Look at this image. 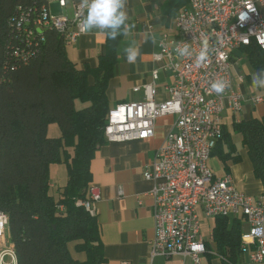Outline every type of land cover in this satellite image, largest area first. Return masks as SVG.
Wrapping results in <instances>:
<instances>
[{
  "label": "trees",
  "instance_id": "obj_1",
  "mask_svg": "<svg viewBox=\"0 0 264 264\" xmlns=\"http://www.w3.org/2000/svg\"><path fill=\"white\" fill-rule=\"evenodd\" d=\"M44 5L49 1L0 0V210L8 216L17 264H104L96 215L78 202L88 199L90 164L107 142V89L118 60L117 39H109L96 68H78L67 56L63 34L35 26ZM22 13L30 20L19 31ZM25 28L34 31L31 43ZM247 48L256 67L264 69V52L256 44ZM52 123L60 137L48 135ZM234 129L264 186V117L241 121ZM224 139L223 126L212 156ZM229 157L221 158L227 162ZM55 163L68 170L67 183L57 193L50 184ZM242 230L240 219L217 217L212 241L205 242L210 259L219 256L223 264H237Z\"/></svg>",
  "mask_w": 264,
  "mask_h": 264
},
{
  "label": "built area",
  "instance_id": "obj_2",
  "mask_svg": "<svg viewBox=\"0 0 264 264\" xmlns=\"http://www.w3.org/2000/svg\"><path fill=\"white\" fill-rule=\"evenodd\" d=\"M53 1V0H48ZM61 7L65 0H56ZM264 0H189L175 19V37L162 33L156 62L173 74L168 87L169 98L156 100L158 70L153 81L143 87L144 99L119 103L110 109L104 129L107 142L146 140L154 136L159 117L176 115L177 121L157 150L155 160L144 170V178L154 183L155 237L150 262L157 257L170 260L179 257L181 264H203L208 252L202 232L200 210L206 218L239 214L249 226L241 237V247L248 250L247 260L238 264H264V196L254 197L239 191L231 176L217 178L210 167L212 152L223 137V112L226 108L240 112L246 101L240 84L234 86L232 55L236 49L256 44L264 52ZM86 9L76 6L73 19L54 16L44 5L35 21L39 29L54 28L63 34L65 43H74L87 30L83 25ZM30 18L22 13L18 24ZM27 43L34 39L33 29H24ZM208 42L215 48L209 59L200 63L198 54ZM188 44L191 57H181L177 45ZM239 83L243 76L239 75ZM228 81L230 87L216 94L211 85ZM139 88H135L137 91ZM254 103L263 96H252ZM100 191L93 185L88 199L79 201L92 215ZM8 227V216L0 210V264L14 249H6L2 240ZM122 264H129L123 262Z\"/></svg>",
  "mask_w": 264,
  "mask_h": 264
},
{
  "label": "crops",
  "instance_id": "obj_3",
  "mask_svg": "<svg viewBox=\"0 0 264 264\" xmlns=\"http://www.w3.org/2000/svg\"><path fill=\"white\" fill-rule=\"evenodd\" d=\"M65 2L66 6L61 7L58 1H50L49 10L54 16L73 19L76 6L82 4V0H65ZM188 4L189 1L184 0H128L129 23L135 25V27L132 29L130 36L124 37L121 35L116 41L118 60L107 89L110 109L116 107L119 103L142 101L144 99L143 87L152 83L155 70H158L156 100L164 102L169 98L168 87L173 82V74L163 68V62L154 60V54L160 50L159 38L162 33L175 37V19ZM260 8L264 13V5ZM152 35L155 36L154 44L150 39ZM146 36L149 37L147 43L145 42ZM108 42L109 38L105 32L99 30L87 31L76 42L66 44L67 56L78 68H96L101 56L106 54ZM129 46L140 48L141 56L135 64L127 62L124 49ZM247 47L236 49L233 52L231 67L234 86L237 87L240 84L246 101L240 112H233L229 108L224 110L223 125L227 130V139L222 141L211 157L212 159L216 156L221 158L222 155H230L227 162H231V165H226V173L221 176L217 175L210 167L217 178H225L230 175L239 191L254 197H260L264 196V186L254 176L248 149L242 144L241 135L234 129L236 123L264 117V102L254 103L251 100L252 96L264 97V92L261 93L262 88L253 84L252 74L260 68L253 63ZM239 75L243 76L242 83H239ZM135 88L139 89L135 91ZM77 107H80L79 102H77ZM227 119H230L231 129L228 127ZM176 121V115L159 117L156 121L153 137L146 140L106 142L95 152L90 164L91 184L100 191V199L95 201L93 206L104 246L106 259L104 264H122L123 262L129 264L182 263L179 257L170 260L157 257L152 263L150 262L152 242L155 237L154 199L151 195L154 183L145 179L143 175L146 167L155 160L157 150L162 146L167 133L173 129ZM54 127V123L48 126V135H52L50 137H60V128L58 130ZM238 144H241L246 152L251 163L253 177L259 182L256 191L255 189L242 191L237 186L234 165L240 163L243 159ZM236 156L240 157L239 162L232 161L233 157ZM62 164L55 163L50 166V184L53 190L57 187H63L67 183L68 177L65 179L63 176L67 166L63 164L66 168L62 170L63 168L60 166ZM212 166L215 168L214 164ZM55 171L62 173V176L60 178L57 175L54 176ZM67 172L68 170H66V174ZM60 181L65 183H58ZM258 192L261 195L254 194ZM200 217L202 226L204 219L213 220L216 224V218H206L201 210ZM228 217L230 222L235 219H240L243 222L242 234L248 230L249 226L243 216L232 214ZM204 240L210 243V239L207 240L204 237ZM2 243L6 249H13L8 230ZM248 253V250L242 249L238 263L247 260ZM209 255L210 253L207 252L203 256V264H223L219 256L210 259ZM5 263L17 264L16 255L14 257L12 254L6 255ZM186 264H191L190 260H187Z\"/></svg>",
  "mask_w": 264,
  "mask_h": 264
},
{
  "label": "clouds",
  "instance_id": "obj_4",
  "mask_svg": "<svg viewBox=\"0 0 264 264\" xmlns=\"http://www.w3.org/2000/svg\"><path fill=\"white\" fill-rule=\"evenodd\" d=\"M82 5L86 9V15L83 18L85 30H99L105 32L109 39L116 40L123 35L128 37L132 33L135 25L129 23L127 11L128 0H82ZM152 43H155V36L150 37ZM149 37H145L147 43ZM215 48L208 42L202 45L198 54L200 63L206 62ZM176 52L181 57H191L193 51L188 44L177 45ZM127 62L135 64L141 56L140 48L129 46L124 49ZM253 84L257 87L264 88V69H259L252 74ZM230 87L228 81L217 80L211 85V90L216 94H223Z\"/></svg>",
  "mask_w": 264,
  "mask_h": 264
},
{
  "label": "rangeland",
  "instance_id": "obj_5",
  "mask_svg": "<svg viewBox=\"0 0 264 264\" xmlns=\"http://www.w3.org/2000/svg\"><path fill=\"white\" fill-rule=\"evenodd\" d=\"M264 92V88H262L261 93ZM226 119V118H225ZM228 121V127L229 129H231L230 127L232 126L230 119H227ZM54 128H57L59 130V127L57 124L54 123ZM52 136V135H49ZM238 149L240 152H242L243 155V159H241L240 163L234 165V176L237 182V186L239 189H241L242 191H251L257 190V187L259 186V182L256 181L255 177H253V173L251 171V163L248 160L247 154L244 151L243 147L241 144H238ZM213 161V162H212ZM210 166L213 168L214 172L217 175H224L226 173V165L229 166L231 165V162H227L224 163L223 159L220 157H213L210 161H209ZM212 164L215 165V168L212 166ZM62 166L61 168H63L62 170H64L66 167V165L64 166L63 164L60 165ZM66 170L65 169V175L63 174V176L65 177V179H67L68 177V172L66 174ZM64 172V171H63ZM57 175L58 178H60L62 176V173H58L57 171L54 172V176ZM58 183H65L63 182H58ZM58 189V187H57ZM57 189L54 190V192L57 193ZM255 195H261L259 192L258 193H254ZM215 222L213 220H203V226H202V232L204 234V237L209 240L210 242L212 241V232H213V227H214Z\"/></svg>",
  "mask_w": 264,
  "mask_h": 264
}]
</instances>
